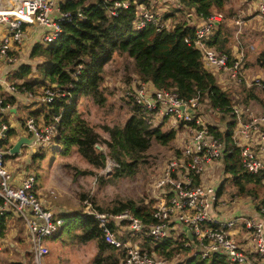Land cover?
Masks as SVG:
<instances>
[{
  "label": "trees",
  "instance_id": "obj_1",
  "mask_svg": "<svg viewBox=\"0 0 264 264\" xmlns=\"http://www.w3.org/2000/svg\"><path fill=\"white\" fill-rule=\"evenodd\" d=\"M113 2L60 0L61 11L70 12L72 19L60 22L62 31L52 42H43L39 38L31 43L27 57L35 63H20L10 73L15 91L30 94L36 93L39 88H52L50 90L56 94L53 101L45 106L49 110V114L45 115V123H54L53 117L58 118L52 140L62 147L61 154L67 155L75 148L80 157L96 170H103L106 161L112 160L115 163L112 179L131 176L145 162L152 145H170L177 137L176 130L170 127L163 131L162 124L150 125L138 106L129 105V115L123 123L101 126L107 134V138H104L78 109L81 97L91 98L98 106L105 104L109 92L104 84L112 74L105 67L114 60L115 55L124 57L129 63L124 65L123 71L131 69L133 76L125 74L123 83L135 77L136 80L151 83L157 89L172 90L184 100L199 96L201 104L211 111L216 108L222 111V116L216 122L220 126L208 122V127L224 144L219 159L223 163V172L229 175L233 186L230 195L251 197L259 212L264 208V198H260L259 194L264 188V170L256 174L243 170L238 148L232 141L236 117L231 113V107L239 105L248 108L251 101L264 109V81L247 88L241 82H232L227 75L221 77L222 71L210 70L203 65L201 52L193 42L199 22L222 10L226 0H173L175 7L172 12L158 17L157 24L148 23L141 29L136 27L137 3L148 6V0H128L127 8H117L114 14H109ZM78 12H81V18L76 17ZM171 17L173 23L166 26L167 19ZM221 22V19L216 21L205 41L207 46L227 54L230 64L238 57L231 53L229 31ZM258 56L257 63L260 66L264 63V52ZM242 62L245 66L244 58ZM33 71L38 76L30 78ZM3 101L13 103L14 96H8ZM38 112L32 111L31 116L35 118ZM187 125L192 126L193 123ZM14 135L15 131L9 128L3 144ZM96 145L102 147L101 150ZM175 155H180L179 150H176ZM99 179L106 181L103 174ZM111 204L104 207L95 205V208L112 214L128 209L144 222L153 220L151 210L133 200L117 199ZM8 215L10 212L0 214V238H4L7 230ZM61 216L64 222L51 237L59 232L70 234L71 224H74L80 229L79 233L73 234L79 243H95L93 264H122L125 249L116 248L105 241L93 216L80 212ZM149 240L143 242L142 247L148 251L155 249L159 256L169 262L176 252H181L183 258L174 264H230L222 254L207 259L186 256L188 248L183 247V241H177L181 246L175 245L169 237L160 241ZM188 240L185 237V241ZM161 242V249L156 246L151 250V243Z\"/></svg>",
  "mask_w": 264,
  "mask_h": 264
},
{
  "label": "built area",
  "instance_id": "obj_2",
  "mask_svg": "<svg viewBox=\"0 0 264 264\" xmlns=\"http://www.w3.org/2000/svg\"><path fill=\"white\" fill-rule=\"evenodd\" d=\"M60 0H0V24L8 29V34L0 36V60L13 62V46L22 44L23 30L26 26H38L40 40L52 42L62 31L61 21H70V12H63ZM128 0H114L109 14L117 8H127ZM257 15L260 18L264 35V0H256ZM137 14L136 27L144 28L148 23L157 24L158 16L153 12L140 11ZM81 18V12L76 14ZM220 14H213L199 22L195 30L194 45L200 50L203 65L210 70L226 73L232 82L245 80V68L242 58L228 64V55L220 53L206 45V38L214 28ZM4 31V28H1ZM136 83L126 92L132 102L138 106L144 119L156 126L170 119L180 123V156L170 160L161 173L156 188L159 195L156 205L151 210L152 221L144 222L132 211L125 209L116 214L90 211L97 221L105 241L116 248H124L122 264H166L157 259L153 251L143 249L138 243H129L116 236L114 228L119 226L129 237L145 233L153 240L170 237L176 226L189 229L192 239L183 243L190 249V256L207 259L215 254H222L230 264H264V208L256 216L239 213L226 219L215 217V210L234 204L219 197L213 185L204 184L201 174L214 160L220 158L223 142L210 131L206 115H201L199 96L188 100L167 89H157L151 83L134 80ZM258 83V82H257ZM0 84H6L0 76ZM55 92L47 89L41 97L43 103L53 101ZM0 98V110L6 107ZM221 113L219 109L214 110ZM231 113L236 117V126L232 132V141L239 151V159L244 171L256 174L264 170V116H255L248 108L232 105ZM39 124L35 118L27 117L25 129L34 143L49 144L56 134V122ZM164 119V120H163ZM246 120V121H243ZM193 123L188 126L187 123ZM211 124V123H210ZM6 123H0V214L12 210L21 216L30 234V252L34 264H45L43 259L48 254L46 241L63 223V217L55 215L41 201L34 190L35 177L26 175L19 185H14V177L5 164L3 139L8 130ZM243 228L247 235V247L234 238L232 230ZM122 235V234H121ZM153 252V253H151ZM254 258H250V254Z\"/></svg>",
  "mask_w": 264,
  "mask_h": 264
},
{
  "label": "rangeland",
  "instance_id": "obj_3",
  "mask_svg": "<svg viewBox=\"0 0 264 264\" xmlns=\"http://www.w3.org/2000/svg\"><path fill=\"white\" fill-rule=\"evenodd\" d=\"M228 1L227 5L232 4L236 15L240 16L244 14L243 10L246 8V0ZM174 7L173 0H148V6H142L137 3V13L139 14L140 11L145 12L147 10V12H153L161 18L164 14L172 12ZM180 15L181 14H178L177 16ZM169 20L167 19L168 22L166 23V26H170L173 23L172 17ZM175 21L178 20L176 19ZM193 21H195L194 18ZM1 28H4V31H1ZM6 34H8V29L4 27L3 24H0V36L2 37ZM32 42L33 41H24V43L22 42V44H20V51L18 50L19 52H12L14 53L13 62H4L3 60H0V75L6 74V81L10 83L12 82L10 73L12 72L11 68H13V66H18V64L23 62L35 63L33 61L31 62L27 57V53L30 48L29 46ZM248 42V39L244 37L243 44L249 45L247 44ZM255 57L252 58L254 59ZM128 63L129 61L124 57L115 55L114 60L106 65V70L112 72V74L107 77V81L104 84L108 87L107 91L109 92L106 95L107 99L105 104L98 106L93 103L89 97H81L78 100L79 111L82 112L83 116L91 125L95 126L96 131L104 138H107V134L102 130L101 126L104 124L113 125L123 123L129 115V105H135L130 96L126 94L128 88H132V86L136 84L133 83L135 77H133L130 82L123 83L125 74H129L131 77L133 76L131 69H125L126 72L123 71L124 65ZM250 68L254 69V71H258L256 65ZM37 76L38 74L36 71H33L29 75L30 78ZM45 90L39 88L36 90V93H30L34 96L29 95L30 97L27 103V111H34L37 109L38 105L42 103L40 98L42 96L41 93ZM3 98L5 97L3 96ZM44 106H46V104H44ZM201 110L208 112L211 109L202 105ZM46 112L49 114L48 109ZM161 124L163 131L173 127L177 132L176 139L168 146H162L154 143L151 149L147 152L145 162L140 165L136 172H133L134 174L131 176H123L117 179H112L111 176L115 166V163L112 160L106 161V165L103 170H96L80 157L75 148H73L67 155H62V147L58 143L53 142V140L49 144L34 143L23 146L19 153H17V156H19L18 161L35 177V185L38 196L49 209L55 212V215L57 216H61L63 214H74L76 212H80L82 215L92 216L89 214L90 211L110 215L112 213L97 210L95 205L100 207L112 205L111 202L117 199L133 200L134 202L144 206L146 209L152 210V208L156 205L155 198L159 195V189L156 188L155 185L161 177V173L164 171L163 169L165 165L176 157V150H179L180 152L181 140L184 137V134L179 133L177 130L180 128L179 122L165 119V122H162ZM102 174L104 175L106 181H101L99 179V176ZM220 176L223 177V181L220 180ZM200 177L204 184L213 185L214 187L219 186L220 184H223V182H227L230 179L229 175L223 172V163H221L220 159L214 160ZM224 191L226 197L224 198L225 200L229 202L234 198L230 195L232 193L231 191H233L232 186L229 184L228 186L226 185ZM259 194L260 198H264V188L262 191H259ZM14 214L13 218L7 219L10 224H8L4 238H0V264H12L14 262H20L21 264H34L31 253L29 252V231L23 218H21L17 213ZM71 225L70 234H66L65 232L60 233L58 231L59 233L55 234L46 241L48 254L43 259L45 264L94 263L93 259L96 252L95 243L92 241L79 243L73 234L79 233L80 229L74 224ZM113 228L115 233L119 234L121 238H128L127 242L129 243H138L142 247L141 244L146 242V240L150 242V238H148L145 233L129 237L126 233L122 232V228L119 226H115ZM184 228L185 226L179 225L171 230L169 238L176 243L175 245H181L180 243H177V241L179 240L182 242L184 240L182 239L183 235H185ZM162 243L163 242L158 244L151 243V250H153L156 246H159V249H161ZM182 245L183 247L188 248L187 254L185 255L190 256V248L184 245L183 242ZM142 248L146 249L145 247ZM153 252L151 253H153L157 259L164 260L166 264L180 262L184 256L181 252L175 251V255L169 262L165 257L163 258L159 256L155 249Z\"/></svg>",
  "mask_w": 264,
  "mask_h": 264
},
{
  "label": "crops",
  "instance_id": "obj_4",
  "mask_svg": "<svg viewBox=\"0 0 264 264\" xmlns=\"http://www.w3.org/2000/svg\"><path fill=\"white\" fill-rule=\"evenodd\" d=\"M227 2L229 1L226 0L222 10L215 12L214 14L221 15V21H222L221 23H223L226 26L227 30L229 31L228 45L231 48V53L234 56L237 55L238 58H244L245 60V66H244L245 80H243L241 83H243L248 88L253 84L257 83L258 81H262V80L264 81V63L262 64L260 62L261 63L260 66L259 63H257V59L259 57L258 55L264 52V35L262 32L260 18L257 15L256 0H246V4H245L246 8L243 10L244 14L240 16L235 14V9H233L232 4L227 5ZM40 34H41V30L38 26L36 25L26 26L23 30V37H24L23 43L24 41L35 42L37 39H39ZM244 37L248 39L249 42L247 44L249 45L243 44ZM19 47L20 45L13 46L11 50V55L14 54L12 53L14 51H18V50L20 51ZM252 57L255 58L253 59ZM255 65L258 71H254V69L250 68ZM11 69L13 70L15 68H11ZM5 75L6 74L0 76L5 80L7 84L13 85L11 84L12 82L10 83L6 81L7 79L5 78ZM222 75H226V73L222 71V74L220 76L222 77ZM29 95L30 94L26 92L21 93L15 90L11 91L9 90L6 84H0V98H2V100H6V97L8 96H14L13 103L10 102L6 103L3 101V103L7 106L2 108V110H0V123H6L8 128H12L15 131V135L9 137L6 143L4 142L5 164L14 177V180L12 181L14 185H19L26 175H32L23 165L19 163L18 161L19 156H17V154H10L8 151L11 145L15 142V140L19 136L30 137L29 133L25 129L26 118L33 116V114H31L32 111H27V105H28L27 103L30 97ZM3 96L5 98H3ZM44 104L45 103L43 102L39 105L37 104L38 107L36 110H34V111H39L36 115H34L36 121L39 124L45 123L46 121L45 115L48 114L46 112L48 108H46ZM248 109L255 116L264 115V109H262L255 102L250 101ZM200 113L202 115H206L207 121L210 122L211 124L215 123V125L220 126L216 122H218L217 120H219V118L222 116L221 113H216L215 111H211V110L208 112L201 110ZM235 126H236V121L233 126V129ZM263 157H264V152H263ZM219 178L221 181H223L222 176H220ZM227 182H223V184H220L219 186H215L219 197H221L222 199L226 198L224 191L226 185L228 186L229 184L230 186H232L230 179ZM34 190L35 193L37 194L36 187H34ZM240 197L234 196L235 203L233 205L229 204L228 207L226 208L215 210V217L219 219H226L229 216H233L239 213L245 214L246 216H256L258 214V211L255 208V203L252 200V198L246 196H240ZM5 212H10V215L6 217V224L8 227V224H10V222L7 221V219L13 218L15 212L12 210ZM232 231L233 233H235L234 238L238 240L243 246L247 247L246 231L243 228ZM249 256L252 259L254 258V254L252 253Z\"/></svg>",
  "mask_w": 264,
  "mask_h": 264
},
{
  "label": "water",
  "instance_id": "obj_5",
  "mask_svg": "<svg viewBox=\"0 0 264 264\" xmlns=\"http://www.w3.org/2000/svg\"><path fill=\"white\" fill-rule=\"evenodd\" d=\"M189 16L192 18V15H189ZM30 144H34V140H33L32 137L19 136L15 140V142L11 145V147L9 148L8 151H9L10 154H17V153H19L20 149L23 146L30 145ZM96 147L101 150L99 145H96ZM184 230H185V233L187 234V237L189 239H192V235H191L189 229L187 227H185Z\"/></svg>",
  "mask_w": 264,
  "mask_h": 264
}]
</instances>
